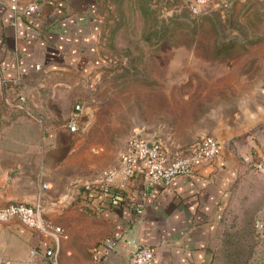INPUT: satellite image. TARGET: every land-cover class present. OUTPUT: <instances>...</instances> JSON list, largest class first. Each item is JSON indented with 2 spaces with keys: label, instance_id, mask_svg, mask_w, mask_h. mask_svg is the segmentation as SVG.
Returning <instances> with one entry per match:
<instances>
[{
  "label": "crops",
  "instance_id": "1",
  "mask_svg": "<svg viewBox=\"0 0 264 264\" xmlns=\"http://www.w3.org/2000/svg\"><path fill=\"white\" fill-rule=\"evenodd\" d=\"M37 1L40 13L26 18L0 0V111L3 100L11 104L10 116L0 112V205L34 204L41 194L44 218L64 229L59 264H134L127 254L107 253L101 245L117 224L154 250V264H218L225 226L242 217L251 226V263L264 264V57L195 59L206 65L201 74L218 66L221 82H239L241 94L253 98L235 110L250 114L251 121L224 136L258 125L248 143L217 139L216 157L168 184L149 186L141 165L124 189L117 188L121 200L112 204L82 188L117 163L131 135L124 139L120 124L98 112L101 19L70 0ZM215 14L229 31L222 43L264 48V0H211L201 16ZM231 18L243 24V35L228 29ZM76 104L78 131L71 132L66 123ZM208 130L198 131V139ZM135 131L167 146L157 127L151 135L145 126ZM164 134L172 151L197 138L176 140L170 127ZM48 243L16 219L0 224V247L12 264H50Z\"/></svg>",
  "mask_w": 264,
  "mask_h": 264
},
{
  "label": "rangeland",
  "instance_id": "2",
  "mask_svg": "<svg viewBox=\"0 0 264 264\" xmlns=\"http://www.w3.org/2000/svg\"><path fill=\"white\" fill-rule=\"evenodd\" d=\"M70 1L79 9L93 10L101 22L107 19L99 41L103 106L98 112L100 118H113L120 124L117 131L124 134V139L136 128L145 126L151 135L157 127L167 144L162 146L171 152L166 128H174L176 140L191 142L206 127L208 134L223 137L225 144L248 143L247 136L258 125L228 139L224 136L251 121L250 114L235 110L253 98L241 94L243 88H237L241 83L221 82L218 66L201 74L198 70L206 65L195 59H219L229 53L264 57V48L222 43L229 31L221 26L219 15L193 17L186 0ZM226 26L243 35V24L236 19L231 18ZM223 44L226 50L220 47ZM215 45L221 53L215 52ZM9 102L3 100L4 116L11 115ZM237 221L239 224L234 218L225 226L218 264H252L251 226L245 223V217Z\"/></svg>",
  "mask_w": 264,
  "mask_h": 264
},
{
  "label": "built area",
  "instance_id": "3",
  "mask_svg": "<svg viewBox=\"0 0 264 264\" xmlns=\"http://www.w3.org/2000/svg\"><path fill=\"white\" fill-rule=\"evenodd\" d=\"M16 15L33 17L40 13L41 3L37 0H2ZM211 0H188L187 8L193 17L205 14ZM224 6H226L224 4ZM81 107L76 104L70 114L66 127L71 132L78 131L77 120ZM219 142L210 134L201 136L189 148L168 151L156 139H149L139 131L131 134L121 150L117 163L101 171L91 183L83 184L87 192H100L112 204H117L121 196L112 188L124 189L133 172L143 165L146 172V182L149 186L158 181L168 184L178 175H190L195 168L219 153ZM256 168L263 171V165L258 163ZM117 182V185H113ZM42 188H47L42 184ZM41 194L34 204L8 203L0 205V224L16 219L20 224L30 229L34 234L47 239L45 256L50 264H59L61 242L65 238L64 229L47 221L43 216ZM101 245L107 253L127 254L134 264H154L155 255L151 247L141 245L138 239L123 230L120 224L115 226L114 234L102 241ZM31 253H34L32 251ZM0 264H12L11 260L0 247Z\"/></svg>",
  "mask_w": 264,
  "mask_h": 264
},
{
  "label": "trees",
  "instance_id": "4",
  "mask_svg": "<svg viewBox=\"0 0 264 264\" xmlns=\"http://www.w3.org/2000/svg\"><path fill=\"white\" fill-rule=\"evenodd\" d=\"M204 17H205V15H204ZM102 23V25H101V33H100V36H99V39H98V44H100V38L103 36V34H102V32H104V29H105V26H106V23H107V19L106 18H104V20L101 22ZM218 39V38H217ZM224 45H222V46H220V47H223ZM220 47H217L216 45H215V47H214V50H215V52L216 53H221L222 52V50H220L219 48ZM224 48V47H223ZM226 48L227 47H225L224 49L226 50ZM219 50V51H218ZM227 52H229V51H227ZM99 54H101L100 52H99ZM230 56H233L232 54H227V55H224V56H222L221 58H228V57H230ZM101 57V56H100ZM112 191L114 192V193H116V194H119V192L117 191V189L116 188H112ZM101 193L100 192H92V195L94 196V195H96V196H99Z\"/></svg>",
  "mask_w": 264,
  "mask_h": 264
}]
</instances>
